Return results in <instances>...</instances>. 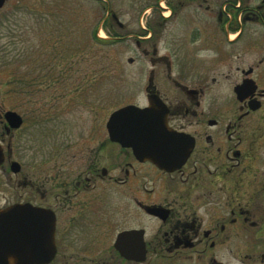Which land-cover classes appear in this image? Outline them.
Here are the masks:
<instances>
[{
    "label": "flooded vegetation",
    "instance_id": "flooded-vegetation-1",
    "mask_svg": "<svg viewBox=\"0 0 264 264\" xmlns=\"http://www.w3.org/2000/svg\"><path fill=\"white\" fill-rule=\"evenodd\" d=\"M97 2L103 21L123 29L111 1ZM137 4L154 19L142 40L179 18L176 49L142 51L151 69L146 102L135 105L163 104L164 135L150 142L165 162L110 140L108 118L78 137L65 165L42 160L36 136L47 124L57 133L56 121L25 102L1 105L0 214L43 209L54 227L45 250L37 223L0 232V246L10 240L21 264H264V0Z\"/></svg>",
    "mask_w": 264,
    "mask_h": 264
},
{
    "label": "rangeland",
    "instance_id": "rangeland-1",
    "mask_svg": "<svg viewBox=\"0 0 264 264\" xmlns=\"http://www.w3.org/2000/svg\"><path fill=\"white\" fill-rule=\"evenodd\" d=\"M110 1L109 9L119 16L123 29L103 21L106 11L97 0H9L0 11V106L20 111L25 102L31 111L48 115L49 123L56 121L57 133L47 124L36 136L42 160L65 165L78 137L94 123L123 106L144 104L151 54L142 51L151 53L156 48L158 57L168 46H179L178 17L166 24L168 33L161 34L160 29L156 38L142 40L143 30L153 26L150 9L141 10L140 0ZM94 30L95 38L114 44L103 46L93 39ZM53 51L63 65L50 55ZM57 65L74 76L52 78L51 68ZM156 71L157 80H164V67ZM25 80L33 84H28L29 99L11 96L9 82L17 81L21 87Z\"/></svg>",
    "mask_w": 264,
    "mask_h": 264
},
{
    "label": "water",
    "instance_id": "water-1",
    "mask_svg": "<svg viewBox=\"0 0 264 264\" xmlns=\"http://www.w3.org/2000/svg\"><path fill=\"white\" fill-rule=\"evenodd\" d=\"M4 1L0 0V8ZM148 102L149 106L145 108L126 105L113 111L108 117L106 128L110 140L125 147L137 146L134 149L140 157L152 160L157 164H163L165 158L162 152L165 151V148L153 146L150 139L164 135V132L159 134L158 129L164 128L166 111L158 98H148ZM6 117L9 120L18 119L14 113H8ZM156 153L161 156H156ZM32 223L42 225L41 230L38 231L42 233V250H45L48 245L52 246L54 216L51 212L17 205L0 214V232L3 234H16L22 231V225ZM17 249L18 247L14 246L10 240L4 241L0 246V264H21ZM46 256L48 255L43 254V258ZM47 261L42 260L41 264H45Z\"/></svg>",
    "mask_w": 264,
    "mask_h": 264
},
{
    "label": "trees",
    "instance_id": "trees-1",
    "mask_svg": "<svg viewBox=\"0 0 264 264\" xmlns=\"http://www.w3.org/2000/svg\"><path fill=\"white\" fill-rule=\"evenodd\" d=\"M105 23H107V22H105ZM107 24H109V23H107ZM94 32H95V30L92 32L93 39H95L96 41L102 43L103 46H105V47L107 46L108 47V46H111V45L114 44L113 41L101 40V39L95 38V36H94L95 33ZM51 54L56 58V62L61 63V65H63L62 64V61L63 60H62L61 57H58V54H56L54 51L53 52H50V55ZM47 55H49V53ZM50 73L52 75V78H54V79H62L64 77L66 78L68 74H69V78H71V77L74 76V73L72 74V71L71 70L68 71V68H66L64 70L61 69V68L58 69V65L55 66V67L52 66ZM45 74H47V71L45 72ZM64 74H66V76H63ZM24 84H25V88H24ZM28 84L31 85V87L33 86L32 82H29V81H26V80L22 82L21 87H20V85H19V83L17 81H15V83H10L9 82V86H10L11 94H12L11 96H15V95L16 96L17 95H19V96L25 95L27 97L30 96L32 94V88H28ZM15 86H17V87H15ZM19 87L22 88V89H20ZM47 88L49 89L50 86H48Z\"/></svg>",
    "mask_w": 264,
    "mask_h": 264
}]
</instances>
